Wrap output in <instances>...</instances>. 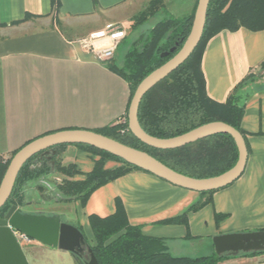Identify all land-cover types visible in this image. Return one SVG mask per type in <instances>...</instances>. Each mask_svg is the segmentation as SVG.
Listing matches in <instances>:
<instances>
[{
  "label": "crops",
  "instance_id": "crops-1",
  "mask_svg": "<svg viewBox=\"0 0 264 264\" xmlns=\"http://www.w3.org/2000/svg\"><path fill=\"white\" fill-rule=\"evenodd\" d=\"M150 1L0 0V158L14 156L28 143L54 132H96L127 118L130 84L110 68L112 60L98 61L81 41L99 31L117 28L127 32L126 38L132 36L134 16ZM138 3L145 5L135 12ZM195 3L190 0L188 15ZM263 61L264 29L246 28L213 36L202 58L208 95L219 103L226 102L248 74L262 75L241 91L249 96L241 123L248 148L242 176L215 191L211 203L190 212L187 225L162 224V220L180 216L199 200L200 193L151 173L133 171L97 189L85 205L65 202L72 203L75 223L88 231L89 242L93 237L89 216L114 214L118 200L131 225L141 226L146 236L162 238L176 256H212L216 254V236L264 231ZM56 160L77 166L81 173L74 180H83L94 166L93 155L75 144L60 146ZM116 166L112 161L106 163L109 169ZM63 178L56 171L41 178L48 189L46 194L57 192L55 183ZM36 189L35 185H26L25 207L31 205L34 194H43ZM25 207L24 212L33 213ZM57 209H48L49 215H67L64 209ZM217 214L225 216L219 223ZM216 264H264V252L227 254Z\"/></svg>",
  "mask_w": 264,
  "mask_h": 264
},
{
  "label": "trees",
  "instance_id": "trees-1",
  "mask_svg": "<svg viewBox=\"0 0 264 264\" xmlns=\"http://www.w3.org/2000/svg\"><path fill=\"white\" fill-rule=\"evenodd\" d=\"M198 0L191 14L183 19L166 18L158 21L147 32L133 39L131 47L124 56L121 65L112 59L110 68L122 76L131 87V98L141 81L151 72L170 60L184 45L192 28ZM164 7V0H151L132 20L131 31L138 32L150 19ZM246 28L251 31L264 29V0H211L208 8L206 26L202 39L191 56L173 71L167 78L153 87L142 99L138 119L142 129L151 136L172 138L187 133L202 125L221 121L227 123L245 137L241 127L248 95L241 91L258 77L250 73L232 91L227 101L219 103L208 95L206 80L202 70L203 53L208 41L222 31H236ZM172 47L175 52L167 57L162 54ZM264 72V61L260 64ZM96 132L113 138L125 145L145 151L178 173L194 178H210L221 175L237 162L239 152L234 139L229 134H216L173 150H161L150 147L137 139L129 130L128 114L126 123L105 126ZM94 158L93 169L85 174L83 180H74L80 174L75 164L62 165L55 160V171L63 175L56 182L59 193L58 202L79 201L85 205L90 196L100 187L113 182L133 171H144L124 160L89 145H78ZM65 146V145H61ZM60 147V146H59ZM13 156L0 158V184ZM32 157L21 169L12 195L0 210L2 217L12 205L25 207V187L51 173V167L43 160L35 166ZM107 161L117 164L109 169ZM149 173V172H147ZM38 189L45 197V187ZM215 191L201 192V197L180 216L160 221L162 224H188V214L198 211L212 202ZM52 199V198H51ZM24 211V210H23ZM27 213V212H25ZM225 216L216 215L219 223ZM93 234L90 245L99 264H216L223 256L214 254L199 258L176 256L167 249L162 238L144 235L141 226L131 225L121 202L117 201V210L108 217L89 216ZM263 252H250L257 254ZM76 264L86 261L76 256Z\"/></svg>",
  "mask_w": 264,
  "mask_h": 264
},
{
  "label": "water",
  "instance_id": "water-1",
  "mask_svg": "<svg viewBox=\"0 0 264 264\" xmlns=\"http://www.w3.org/2000/svg\"><path fill=\"white\" fill-rule=\"evenodd\" d=\"M210 1L198 0L192 28L182 48L170 60L146 76L136 88L128 111V126L131 133L141 142L161 150L181 148L216 134H229L234 139L239 152L238 160L231 169L215 177L194 178L176 172L145 151L125 145L98 132L62 130L33 140L13 156L0 184V210L9 201L22 167L32 157L40 153L47 155V164L51 167V172H54L55 160L52 158L56 155V148L68 144H82L98 148L175 186L199 193L223 189L239 179L246 168L248 148L243 134L233 126L217 121L176 137L158 138L146 133L138 119L143 97L182 65L199 45L206 26ZM175 49L176 47H172L164 52L162 57H167L175 52ZM11 227L32 240L72 254L82 252L83 246L87 244L83 232L77 227L63 222L60 215L25 213L22 208L12 205L0 217V264H29ZM213 240L218 256L264 252V231L224 234L214 237ZM87 252L85 264H99L90 246H88Z\"/></svg>",
  "mask_w": 264,
  "mask_h": 264
},
{
  "label": "rangeland",
  "instance_id": "rangeland-1",
  "mask_svg": "<svg viewBox=\"0 0 264 264\" xmlns=\"http://www.w3.org/2000/svg\"><path fill=\"white\" fill-rule=\"evenodd\" d=\"M144 3H138L136 6V11L140 10L142 6H144ZM190 8V0H164V7L160 10V12L155 15L153 18H150L139 30H150L154 24H156L158 21L166 18H173V19H183L188 16ZM134 12V13H135ZM139 32L134 31L131 33L132 36L127 37L123 40V42L120 43L115 58V63L117 65H121L123 62L124 56L131 47V43L133 39H135L137 36H139ZM122 123V121L120 122ZM84 150V149H83ZM51 181L54 183L50 178L47 179V181ZM31 184L36 186L38 189L39 184L45 185V182L43 180H37L32 181ZM47 186V184H46ZM36 189V190H37ZM48 189L46 188L45 191ZM58 192H51L50 199L45 197V194H34L33 197H30L31 205H28L25 207L27 211L33 212V213H43L46 215H49L50 211L48 209L51 208H58L59 210L67 211V215H62V221L66 222L70 225H73L80 229L83 234L87 237L89 240L88 231L80 226V224L75 223L74 215L72 211V203H65V202H58L56 199H53L55 196H57ZM57 209V210H58ZM93 237L90 236V244L93 245ZM22 248L24 250V253L27 256V259L29 261V264H76L75 257L72 253L60 250L57 247H50L46 246L40 242H37L33 240L31 243H22Z\"/></svg>",
  "mask_w": 264,
  "mask_h": 264
},
{
  "label": "built area",
  "instance_id": "built-area-1",
  "mask_svg": "<svg viewBox=\"0 0 264 264\" xmlns=\"http://www.w3.org/2000/svg\"><path fill=\"white\" fill-rule=\"evenodd\" d=\"M126 36L127 32L121 28L103 30L83 39L81 44L84 48L90 50L98 61L104 62L114 58L119 44ZM122 123H126V119ZM11 229L13 230L12 227ZM13 233L21 246L23 242L31 243L33 241L17 230H13Z\"/></svg>",
  "mask_w": 264,
  "mask_h": 264
},
{
  "label": "flooded vegetation",
  "instance_id": "flooded-vegetation-1",
  "mask_svg": "<svg viewBox=\"0 0 264 264\" xmlns=\"http://www.w3.org/2000/svg\"><path fill=\"white\" fill-rule=\"evenodd\" d=\"M58 151H59V147L56 148V154H58ZM37 158L34 160V165L35 166H40V164L43 162V160L47 161V155H43V154H38L36 155ZM48 163V161H47ZM85 236V235H84ZM85 240H86V245L83 246V251L82 252H79L77 254H73L74 256L78 257V258H81L83 260H86V256L88 255V252H87V248L88 246H90L91 244L89 243V240L87 239V237L85 236ZM91 247V246H90Z\"/></svg>",
  "mask_w": 264,
  "mask_h": 264
}]
</instances>
